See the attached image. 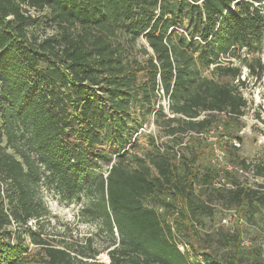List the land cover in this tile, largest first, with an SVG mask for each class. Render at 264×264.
Listing matches in <instances>:
<instances>
[{
    "label": "trees",
    "instance_id": "1",
    "mask_svg": "<svg viewBox=\"0 0 264 264\" xmlns=\"http://www.w3.org/2000/svg\"><path fill=\"white\" fill-rule=\"evenodd\" d=\"M44 7L60 32L29 35L37 22L29 10ZM139 36L142 59L129 55ZM263 46L264 0H0V264L26 261L29 247L12 239L11 226L45 213L44 185L89 197L80 211L108 231L109 261L34 229L29 237L42 252L34 264H264V249L245 245L242 232L244 222L264 239V186L234 168L264 178V160L227 144L248 105L242 67L261 78ZM159 88L172 114L159 124L171 139L151 138L127 164L131 104L150 112ZM218 123L224 137L189 134L180 144ZM103 129L119 155L97 176L99 161L110 159L97 147ZM214 142L229 150L231 169L205 157ZM218 174L224 182L215 186ZM217 203L235 210L237 226L218 229L224 252L199 251L182 234Z\"/></svg>",
    "mask_w": 264,
    "mask_h": 264
},
{
    "label": "rangeland",
    "instance_id": "2",
    "mask_svg": "<svg viewBox=\"0 0 264 264\" xmlns=\"http://www.w3.org/2000/svg\"><path fill=\"white\" fill-rule=\"evenodd\" d=\"M29 12L36 17L37 22L30 25L28 28L29 35L42 38L47 35H58L59 27L49 20L50 14L48 8L44 7L40 10L30 9ZM185 22V20H184ZM145 42L143 36L133 42L130 49V56L135 53L138 58L144 56L140 52V46ZM257 52H249L248 55H256ZM262 62L264 64V46L261 51ZM210 68L203 70L204 74L209 75ZM248 69L243 66L241 77L245 78V84L240 89L248 101V105L244 110V114L239 117V120L233 125L227 134L228 145L240 157H244L248 161L264 160V71L261 78L256 79L252 75H247ZM220 81H229V77L217 78ZM155 106L150 112L142 108L140 103L133 102L131 104V118L127 121L126 131L132 136L133 144L129 143L125 148L127 151L125 162L133 165V155H141L150 148L151 138L158 140L164 139L170 141L165 128L159 123H162L168 116L172 114L168 110L167 97L162 92H158L155 99ZM161 104L163 110L156 111L157 105ZM257 115H260L259 117ZM224 134L222 124H214L205 133V141H215L220 139ZM224 137V136H223ZM226 137V136H225ZM238 143V144H237ZM204 142L199 146L200 149L206 148ZM99 150L107 152L110 159L100 160V166L94 169L97 176H105L110 164L114 162L119 155V148L112 144L106 137V130L101 132L100 141L97 143ZM208 152V151H206ZM225 162L224 165H230V153L224 148ZM207 153L205 157H207ZM208 159V160H209ZM216 165V168H221ZM204 165V164H203ZM237 175L241 178L246 176L249 182L260 181L264 178L255 177L251 172L246 173L240 168L236 169ZM217 177H221L218 174ZM41 197L45 204V213L37 219H29L26 225L12 224L11 229L14 230L15 236L19 235L28 245L29 252L26 255V261L23 264H34L36 259H39L42 254L40 246L34 244L30 237L29 231L37 229L42 233V236L49 243L65 246V247H83L89 253H95V258L108 262L107 246L109 243V233L100 221L87 217L80 210L82 206L87 205L89 197L83 192L69 198L57 192L53 186H42L40 191ZM205 195H202L204 197ZM226 210L222 208L220 203L214 204L212 215H197L198 223L192 232L186 231L182 237L189 244H192L199 251H211L218 249L219 253L225 251V247L220 245L218 229L222 226L229 229H235V219L225 223L222 218L225 216ZM242 232L245 245L260 246L264 249V239L261 237L256 227L242 222ZM15 228H17L15 230ZM14 241V240H13Z\"/></svg>",
    "mask_w": 264,
    "mask_h": 264
},
{
    "label": "built area",
    "instance_id": "3",
    "mask_svg": "<svg viewBox=\"0 0 264 264\" xmlns=\"http://www.w3.org/2000/svg\"><path fill=\"white\" fill-rule=\"evenodd\" d=\"M159 91L163 93V90L161 88H159ZM167 106H168V99H167ZM205 133H206V130L204 131H200L198 133L194 132V131H191L190 133H186V135L184 136L183 138V141L180 143L182 146L183 145H186L188 143V135L189 134H193V135H197L198 137H200L201 139H205ZM238 144V143H237ZM161 150H163V146L160 147ZM175 150L176 151V154L178 155L179 151H178V146H175ZM210 161L213 163V164H217L218 166H220V164H223L225 162V153H224V148L223 146L217 144V143H213V147H212V152H211V155H210ZM224 168H228V169H231L233 166L230 164V165H224L223 166ZM237 169V167H234ZM246 173H249L248 171H245ZM259 179L256 178V181H258ZM224 182V178L223 177H216L213 179V184L215 186H219L221 185V183ZM260 183L263 184L264 186V181L263 179H261L260 181H258ZM251 183V182H250ZM225 184L226 186H230V183L229 182H226L225 181ZM195 191H197V187H195ZM158 210H162L161 207H158ZM237 217L236 215V212L234 209H228L226 210V214L225 216L222 218V220L225 222V223H228L229 221H231L232 219H235ZM177 246L179 247V249L181 251H184V249L187 247V245H185L183 242H178L177 243Z\"/></svg>",
    "mask_w": 264,
    "mask_h": 264
}]
</instances>
